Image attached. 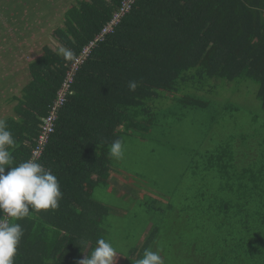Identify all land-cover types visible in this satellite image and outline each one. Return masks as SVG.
Returning a JSON list of instances; mask_svg holds the SVG:
<instances>
[{"label": "trees", "instance_id": "trees-1", "mask_svg": "<svg viewBox=\"0 0 264 264\" xmlns=\"http://www.w3.org/2000/svg\"><path fill=\"white\" fill-rule=\"evenodd\" d=\"M122 1L71 4L64 27L52 32L59 47L43 46L28 65L30 80L14 98V115L5 118L17 166L30 158L41 120L50 114L75 58L88 47L37 158L60 183L59 207L32 210L14 221L24 232L14 264H44L50 256L79 264L98 239L109 242L103 223L111 209L94 196L95 189L110 183L115 193L123 187L130 196L133 190L109 155L110 146L154 122L159 100L203 111L208 101L198 93L215 95L227 84L249 81L257 85L255 97L264 108V0H135L101 35ZM61 48L73 56L66 58ZM129 81L137 83L135 91ZM218 142L211 155L195 152L190 170L214 173L221 185L211 190L203 184L196 191L166 227L170 240L158 235L156 225L138 237L132 252L121 254L120 264H134L157 245L165 247L164 261L174 256L173 264H264V124ZM197 155L204 157L202 165ZM173 246L177 255L167 250Z\"/></svg>", "mask_w": 264, "mask_h": 264}, {"label": "rangeland", "instance_id": "rangeland-1", "mask_svg": "<svg viewBox=\"0 0 264 264\" xmlns=\"http://www.w3.org/2000/svg\"><path fill=\"white\" fill-rule=\"evenodd\" d=\"M75 2L14 0L11 4L0 0V119L14 115V98L20 97L29 82L28 65L41 56L42 47H59L52 32L64 27V14ZM257 88L252 82L242 81L238 86L230 83L219 88L215 95L190 91L208 101L203 111L182 109L173 99H161L156 103L160 114L154 122L123 134V158L114 160L127 173L123 175L133 188L131 195L122 192L117 196L110 183L94 192L111 213L115 210L121 214L110 213L103 223L108 224L109 242L119 254L132 252L138 237L143 239L156 225L158 235L170 240L166 227L181 215L180 209L192 202L196 191L203 184L211 190L221 185L214 173L190 170L194 154L199 151L211 155L221 139L264 124V108L255 97ZM254 116L257 119L253 120ZM203 158L197 155V164L202 165ZM154 248L164 253V245ZM177 248L167 250L177 255ZM44 260V264H61L51 256ZM120 262L117 256L115 264ZM165 263L173 264L174 256Z\"/></svg>", "mask_w": 264, "mask_h": 264}, {"label": "clouds", "instance_id": "clouds-1", "mask_svg": "<svg viewBox=\"0 0 264 264\" xmlns=\"http://www.w3.org/2000/svg\"><path fill=\"white\" fill-rule=\"evenodd\" d=\"M60 52L66 58L73 56L72 51L65 48H61ZM128 87L130 91H135L138 85L129 81ZM14 146L15 139L6 120L0 119V264H14L24 235L21 225L14 221L29 216L32 210L57 209L63 195L56 175L37 160L29 158L12 166L13 157L9 149ZM109 155L115 159L123 158L121 140L111 144ZM96 243L90 255L79 264H115L116 257L122 256L105 239L100 238ZM134 264H165V261L158 248L156 251L145 250L142 258Z\"/></svg>", "mask_w": 264, "mask_h": 264}, {"label": "built area", "instance_id": "built-area-1", "mask_svg": "<svg viewBox=\"0 0 264 264\" xmlns=\"http://www.w3.org/2000/svg\"><path fill=\"white\" fill-rule=\"evenodd\" d=\"M134 1L135 0H123L121 2V6L117 11L114 12L113 17L109 22V24L102 29L101 35L111 30L113 25L117 24L120 18L124 14L128 13ZM87 52H88V47H85L80 53V55L77 58H75L74 63L70 66V69L67 71L66 76L62 81L60 88L56 92L57 95L56 99H54L53 103L50 105V114L41 120L42 123L40 124V133L36 138L37 144L31 151V156H30L31 159L37 160V158L41 155L44 144L47 142L49 134L53 131L55 111L64 102L67 93H71L69 88L73 81V76L76 71L77 65L81 63Z\"/></svg>", "mask_w": 264, "mask_h": 264}, {"label": "crops", "instance_id": "crops-1", "mask_svg": "<svg viewBox=\"0 0 264 264\" xmlns=\"http://www.w3.org/2000/svg\"><path fill=\"white\" fill-rule=\"evenodd\" d=\"M122 188H123V187H119L118 192L116 193L117 196H120L121 193H122L123 191H125V189L121 190ZM81 260H82V259H81ZM81 260H80V261H81Z\"/></svg>", "mask_w": 264, "mask_h": 264}]
</instances>
